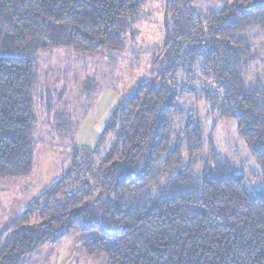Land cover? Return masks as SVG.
Returning <instances> with one entry per match:
<instances>
[{
	"label": "trees",
	"instance_id": "16d2710c",
	"mask_svg": "<svg viewBox=\"0 0 264 264\" xmlns=\"http://www.w3.org/2000/svg\"><path fill=\"white\" fill-rule=\"evenodd\" d=\"M145 1L0 0V180L33 170L32 57L47 48L120 52ZM174 1L164 9L157 75L138 83L96 146L75 148L62 177L0 232V264H25L71 233L107 264H264V186L249 189L212 148L202 160L197 114L172 130L179 97H203L235 122L264 176V83L246 81L259 58L250 37L264 36V0H225L209 14L195 0Z\"/></svg>",
	"mask_w": 264,
	"mask_h": 264
},
{
	"label": "rangeland",
	"instance_id": "374dc122",
	"mask_svg": "<svg viewBox=\"0 0 264 264\" xmlns=\"http://www.w3.org/2000/svg\"><path fill=\"white\" fill-rule=\"evenodd\" d=\"M170 1L174 0L145 1L142 17L124 35L125 48L120 52L88 54L71 48H47L32 57L36 75L33 170L25 177L0 180V232L11 227L39 195L62 177L70 167L75 148L96 146L110 114L136 85L157 75L154 59L164 52V9ZM224 1L195 0L194 5L209 14L221 8ZM253 34L251 44L259 58L251 64L246 81L261 78L264 83V36L258 31ZM178 78L183 79L181 74ZM186 79L185 87L191 85ZM193 85L199 88L203 84L194 81ZM204 85L212 87L208 82ZM177 103L183 115L173 120L174 134L184 126L188 114H197L205 141L202 160L208 158L212 148L228 160L235 173L244 176L249 189L264 186L260 166L238 135L233 120L220 119L216 112L211 113L205 98L194 94L179 97ZM182 150L187 162L189 158ZM203 164L197 162L194 172ZM35 221L31 219V224ZM81 237L71 233L54 244H46L26 258L25 264H107L104 255L89 257L81 251Z\"/></svg>",
	"mask_w": 264,
	"mask_h": 264
}]
</instances>
